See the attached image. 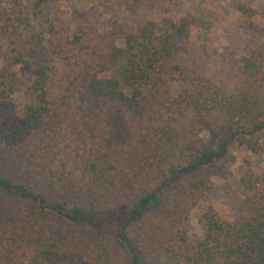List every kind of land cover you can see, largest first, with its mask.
Segmentation results:
<instances>
[{"label":"trees","instance_id":"trees-1","mask_svg":"<svg viewBox=\"0 0 264 264\" xmlns=\"http://www.w3.org/2000/svg\"><path fill=\"white\" fill-rule=\"evenodd\" d=\"M46 2L33 1L35 15ZM235 10L264 37L254 7ZM76 15L47 21L39 57L18 45L0 66V264H264V174L238 181L247 213L228 219L210 206L202 236L188 234L236 147L264 155V46L240 57L229 84L171 62L208 30L204 15L161 32L150 18L121 44L115 25ZM173 78L187 83L172 105L191 114L188 135L147 110L143 87Z\"/></svg>","mask_w":264,"mask_h":264},{"label":"rangeland","instance_id":"rangeland-1","mask_svg":"<svg viewBox=\"0 0 264 264\" xmlns=\"http://www.w3.org/2000/svg\"><path fill=\"white\" fill-rule=\"evenodd\" d=\"M33 1L0 0V66L7 62L18 45L26 47L27 55L39 57L42 42L37 41L38 33L44 30L47 21H61L74 10H77V21L85 16L101 29L115 25L120 33L119 44L124 32L150 18L161 21L158 30L161 32L187 12L204 15L211 21L208 30L195 36L171 62L192 67L214 81L229 84L239 81L237 65L240 57L247 55L257 44L264 46V37L246 29L241 14L235 10L237 1L246 2L256 9L252 19L264 26V0H47L44 14L40 16L33 12ZM19 17H27V20L20 23ZM185 85L187 83L182 79L173 78L158 91L147 86L143 88L149 114L156 120L173 122L188 135L197 131L191 114L178 112L172 105L173 90ZM199 136L209 139L206 132H200ZM235 155L237 159L226 175L211 177L209 190L193 208L188 227L191 238L202 236L200 215L210 206L228 219L247 213L245 196L238 181L248 170L261 177L264 155L252 153L244 146H237Z\"/></svg>","mask_w":264,"mask_h":264}]
</instances>
